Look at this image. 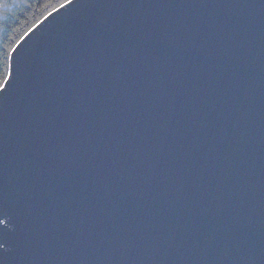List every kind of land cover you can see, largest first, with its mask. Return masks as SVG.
<instances>
[{
	"label": "water",
	"instance_id": "water-1",
	"mask_svg": "<svg viewBox=\"0 0 264 264\" xmlns=\"http://www.w3.org/2000/svg\"><path fill=\"white\" fill-rule=\"evenodd\" d=\"M0 91V264H264V0H72Z\"/></svg>",
	"mask_w": 264,
	"mask_h": 264
},
{
	"label": "trees",
	"instance_id": "trees-1",
	"mask_svg": "<svg viewBox=\"0 0 264 264\" xmlns=\"http://www.w3.org/2000/svg\"><path fill=\"white\" fill-rule=\"evenodd\" d=\"M62 4L66 0H0V81L8 79L12 56L27 35Z\"/></svg>",
	"mask_w": 264,
	"mask_h": 264
},
{
	"label": "snow or ice",
	"instance_id": "snow-or-ice-1",
	"mask_svg": "<svg viewBox=\"0 0 264 264\" xmlns=\"http://www.w3.org/2000/svg\"><path fill=\"white\" fill-rule=\"evenodd\" d=\"M67 3H71L72 0H66ZM65 5L62 4L61 7H64ZM6 83V81H0V91H3L4 88H3V84ZM5 223V220L3 219H0V224H4Z\"/></svg>",
	"mask_w": 264,
	"mask_h": 264
}]
</instances>
